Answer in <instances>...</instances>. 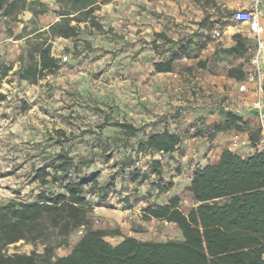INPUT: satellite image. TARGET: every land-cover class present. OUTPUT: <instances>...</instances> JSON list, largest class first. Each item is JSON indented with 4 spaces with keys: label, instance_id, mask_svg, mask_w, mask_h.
I'll list each match as a JSON object with an SVG mask.
<instances>
[{
    "label": "rangeland",
    "instance_id": "obj_1",
    "mask_svg": "<svg viewBox=\"0 0 264 264\" xmlns=\"http://www.w3.org/2000/svg\"><path fill=\"white\" fill-rule=\"evenodd\" d=\"M39 1L47 12L34 14L27 9L0 16V71L9 69L0 86V204L34 202L44 190L62 192L57 185L48 188L32 177L46 153L64 146L77 162L96 155L92 164L78 166L82 174L98 173L102 185L114 182L107 190L106 203L95 191L87 193L90 204L104 205L100 212L93 209L94 228L125 231L124 236L157 242L182 238L175 223L145 219L144 212L149 205L166 203L174 195L188 212L196 205L189 190L194 170L216 161L223 149L219 140L227 136L215 133L217 123L208 118L210 111L230 99V91L207 89L201 83L203 70H214L221 59L215 54L200 57L187 37L200 17L197 5L208 17L207 26L217 21L237 24L230 18L235 10L205 0H110L97 4L92 17L79 23L77 37L65 38L46 33L61 19L58 0ZM76 17L83 15L70 14L72 25L77 24ZM210 27L203 36L217 46L221 42L214 36L215 25ZM162 32L177 44H164L157 38ZM39 43L50 45L60 67L32 83L21 79L18 72L29 49ZM182 45L191 56L177 59L172 73L157 74L154 62L172 54L162 51L171 47L178 51ZM234 60L223 58L228 66ZM107 116L132 122L140 129L138 136L122 146L119 129L110 124L101 127ZM164 128L177 132L185 142L178 153L139 152L138 138ZM56 131H63L70 140L49 139ZM102 152L110 154L109 158L99 156ZM153 159L162 162L166 191L153 184L157 178L151 167ZM122 161L127 163L123 172ZM134 172L136 180L132 179ZM82 235V229L74 231L70 244L57 248L56 254H68ZM106 239L116 243L114 236ZM44 249V239L21 240L9 245L6 252L43 253Z\"/></svg>",
    "mask_w": 264,
    "mask_h": 264
},
{
    "label": "trees",
    "instance_id": "obj_2",
    "mask_svg": "<svg viewBox=\"0 0 264 264\" xmlns=\"http://www.w3.org/2000/svg\"><path fill=\"white\" fill-rule=\"evenodd\" d=\"M108 1L58 0L61 19L54 22L46 33L65 38L77 37L79 23L85 17H92L97 4ZM205 1L216 5L215 0ZM38 6H42L41 9ZM27 9L34 14L48 11L39 0L29 3L27 0H0V16H11ZM74 13L83 17L74 18L77 24L72 25V19L68 18ZM207 21L208 17H205L199 24L208 29L217 24L220 30L227 25L217 21L207 26ZM157 38L164 44H177L163 32ZM233 40L234 45L222 49V52L225 56L244 57L247 54L241 65L228 71V76L242 81L248 71L245 66L250 67V39L242 32H236ZM154 46H159L156 40ZM186 49L187 46L182 45L178 51L172 47L162 51L172 54L169 59L154 62L155 71L173 72L177 59L183 55L191 56ZM59 67L60 60L52 55L50 45L39 43L29 49L18 73L21 79L37 83ZM8 70L5 67L0 71V86ZM105 124L119 129L123 137L122 146L140 132L132 122L110 116L105 117L101 127ZM247 125L248 121L241 115L228 110L225 122L214 124L213 128L215 133L232 130L241 133ZM49 139L66 142L70 137L63 131H56L49 135ZM249 139L257 143L260 129L250 130ZM137 142L139 152L171 155L180 149L182 137L166 128L138 138ZM95 156L77 162L70 148L64 146L56 152L46 153L44 163L33 170L32 178L48 188L57 185L62 192L48 193L44 190L34 202L10 200L0 204V264H264V148L246 157L224 148L216 161L195 169L189 190L196 205L188 212L181 209L178 195L170 197L166 203L146 207L145 219L175 223L182 238L157 242L129 235L116 245L106 237L120 236L121 231L94 228L91 224L94 207L87 197V193L93 190L101 199H106L107 190L114 182L102 185L98 182V173L82 174L78 169L79 165L92 164ZM99 156L109 158L110 154L102 152ZM125 164L122 161L121 172ZM151 167L157 177L154 186L162 191L168 190L163 185L162 162L153 159ZM135 172L133 180L138 178ZM80 229L83 235L72 250L66 255H57L56 249L68 246L71 234ZM38 239L45 240L43 253L6 252L11 244Z\"/></svg>",
    "mask_w": 264,
    "mask_h": 264
},
{
    "label": "crops",
    "instance_id": "obj_3",
    "mask_svg": "<svg viewBox=\"0 0 264 264\" xmlns=\"http://www.w3.org/2000/svg\"><path fill=\"white\" fill-rule=\"evenodd\" d=\"M129 1V0H128ZM256 0H216L218 5H223L226 6V4L234 9H242V8H252L255 4ZM148 2V1H147ZM167 2H169L167 0ZM262 8V24L264 27V6H261ZM197 9L200 10V6L197 5ZM197 11L198 19L195 21L197 24H192L191 28H189L190 31V36L187 37L188 40L190 41V44L192 46V50H197L195 53L200 55V57H205V58H211L213 54L220 57L221 60H218V67H216L214 70L210 68H206L204 71V79L201 80V83L204 84V87L207 89H216L218 91H230V99L223 104V107H220V109L215 110L213 113L210 111V117L208 118L210 121H214L218 124H223L226 120V112L228 110H232L236 112L237 114L241 115L246 121H248V125L246 126V130L241 132L242 135L249 137V131L250 130H255L258 128V121L256 117V112L254 111L252 107V103L255 100V92L254 84L249 85V90L246 92H241L239 91L238 88V83L239 81L235 77H230L228 76V71L232 67H236L241 65L247 54L242 57V56H236V55H230L231 58H235L233 65L228 66L225 65L223 58L225 54L222 52V49L229 48L232 45H234V40H233V34L236 32H242L244 35H246L250 39V48H254L255 43H256V36L252 34L249 31V27L246 24L235 22L237 24H227L222 32V36L220 38H216L217 42H221V44H218L217 46L215 45V42L207 39L206 37L203 36V34L208 33L209 29L207 27L201 26L198 22L201 21L205 16H203L202 11ZM219 28V25H215L214 30ZM262 37L264 38V31L262 33ZM205 68V66H203ZM249 66H245V70H248ZM157 74H170L172 72H156ZM219 113V114H218ZM193 118L190 119L192 121ZM166 128H164L162 131H164ZM168 129V128H167ZM170 130V129H168ZM171 131V130H170ZM235 131H228V132H221L224 135L227 136V139L224 140V138L219 140L220 144L222 145V148H229L230 144V137ZM177 133V132H176ZM185 142L182 140L181 142V147L184 146ZM249 148H241L238 151V154H246L248 153ZM179 150H177L175 153H178ZM174 154V153H173ZM241 155L242 157H244ZM100 197V196H99ZM108 197L106 199H101L103 203L107 202ZM98 204V203H97ZM93 207H95L97 212H100L102 208H104V205L98 204L97 206L91 204ZM125 231H122V235L120 236H115L116 243L112 245L118 244L123 238ZM107 240V239H106ZM109 241V240H107ZM110 242V241H109Z\"/></svg>",
    "mask_w": 264,
    "mask_h": 264
},
{
    "label": "built area",
    "instance_id": "obj_4",
    "mask_svg": "<svg viewBox=\"0 0 264 264\" xmlns=\"http://www.w3.org/2000/svg\"><path fill=\"white\" fill-rule=\"evenodd\" d=\"M262 5L264 6V0H256L252 8L235 10L231 18L233 21L246 24L249 27V31L256 36L254 48L249 49L251 52L250 67L245 79L239 81L238 88L239 91L246 92L249 90L250 84L255 85V100L252 103V107L256 112L258 128L260 129V140L257 143H252L249 137L239 132H234L229 141V149L237 153L241 148H249L248 153L241 154L244 157L264 148V38L262 37L264 27L262 24ZM214 36L220 38L222 36L221 30L216 29Z\"/></svg>",
    "mask_w": 264,
    "mask_h": 264
}]
</instances>
